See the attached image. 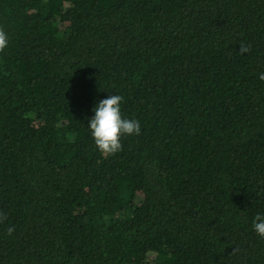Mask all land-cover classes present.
<instances>
[{
  "label": "trees",
  "instance_id": "trees-1",
  "mask_svg": "<svg viewBox=\"0 0 264 264\" xmlns=\"http://www.w3.org/2000/svg\"><path fill=\"white\" fill-rule=\"evenodd\" d=\"M0 29V264H264V0H0ZM109 95L141 129L113 155Z\"/></svg>",
  "mask_w": 264,
  "mask_h": 264
},
{
  "label": "clouds",
  "instance_id": "clouds-1",
  "mask_svg": "<svg viewBox=\"0 0 264 264\" xmlns=\"http://www.w3.org/2000/svg\"><path fill=\"white\" fill-rule=\"evenodd\" d=\"M8 45L7 33L0 29V52ZM241 53L249 51V48L241 44ZM264 80V74L260 76ZM121 95H109L101 100L94 108L95 115L90 119L88 127L91 130L95 145L106 155H113L122 150V135H139L140 122L135 119H124L121 115ZM6 219L3 213H0V222ZM254 231L261 238H264V216L257 214L253 220ZM15 231L14 226H10L7 234L11 236Z\"/></svg>",
  "mask_w": 264,
  "mask_h": 264
}]
</instances>
